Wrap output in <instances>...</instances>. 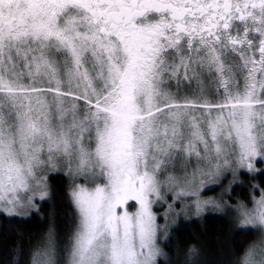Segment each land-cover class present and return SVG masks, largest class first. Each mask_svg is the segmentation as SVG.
Returning <instances> with one entry per match:
<instances>
[{
	"label": "snow or ice",
	"instance_id": "snow-or-ice-1",
	"mask_svg": "<svg viewBox=\"0 0 264 264\" xmlns=\"http://www.w3.org/2000/svg\"><path fill=\"white\" fill-rule=\"evenodd\" d=\"M257 157L264 0H0V214L36 209L58 165L83 181L66 245L51 225L29 264H157L153 203L219 207L206 182ZM236 212L260 237L237 264H264V194Z\"/></svg>",
	"mask_w": 264,
	"mask_h": 264
},
{
	"label": "trees",
	"instance_id": "trees-1",
	"mask_svg": "<svg viewBox=\"0 0 264 264\" xmlns=\"http://www.w3.org/2000/svg\"><path fill=\"white\" fill-rule=\"evenodd\" d=\"M238 182L221 198L222 207L228 204L232 210L218 209L176 224L163 241L169 264H237L243 250L260 239L253 227H239L236 209L264 192V170L243 172ZM225 185L207 194H217ZM49 186L47 199L27 218L0 214V264H29L33 249L53 224L61 248L66 245L75 218L69 182L63 174H52Z\"/></svg>",
	"mask_w": 264,
	"mask_h": 264
},
{
	"label": "rangeland",
	"instance_id": "rangeland-1",
	"mask_svg": "<svg viewBox=\"0 0 264 264\" xmlns=\"http://www.w3.org/2000/svg\"><path fill=\"white\" fill-rule=\"evenodd\" d=\"M253 171L248 172L247 170L244 169H238L236 172L235 177L232 176H228L227 181L225 182L224 180L221 181H217L216 183H211L206 182V186L202 189V191L200 192V197L202 199L205 200H213L216 201L217 204L220 205L219 207H216L214 205H210L208 207L205 208V210L199 214H197L195 212V210L191 207V205L194 202V198H190V197H183L182 201L178 202L174 199L175 197V193H165V199L163 201H159V202H154L153 203V211L155 212L156 216H157V223L161 226V228H165L166 227V231H162L161 234L158 237V244L159 247L162 251V256L157 258V264H169L170 260L167 258L166 252L163 248V241L165 239H167V236L170 235V233L172 232L173 228L177 227V223L183 219H193L196 217H201L203 215H205L208 212H219L218 209H223L224 211L226 210H232L229 209L228 204L225 207L223 206L222 200L221 198L223 196H226L227 193L230 191V185H235L237 183H239L238 181L240 180V175L241 173L245 172V173H249V174H255L257 172L263 171L264 170V162H262L260 157L255 158L253 161ZM52 174H63L67 177V181L69 182V195L70 192L72 190L73 187V182L74 180L78 183H83L82 180L74 177L68 170L67 167H65L64 165H58L56 169L54 170H49L47 173L48 179H47V184H48V192H49V178ZM226 183V185H225ZM225 185L227 187H223L217 194H207V192L210 191H214L216 190V188H218V186L220 185ZM91 186V185H89ZM220 194V196H219ZM264 194L261 193L259 196L254 197L253 199L250 200L249 204L246 203L245 205L248 206L249 208L253 207V202L256 200H259L261 198V195ZM209 195V196H207ZM169 196L173 197V198H168ZM47 199V198H46ZM45 200V199H44ZM44 200H39V198L37 197V201H36V209H33L30 213H25L22 214L21 218H27L32 212H34L35 210H37V205L38 202L40 201H44ZM133 202H129V207H128V211L131 212H135L138 208V205L136 206V208L131 207L130 205ZM168 205H171L172 208L170 209L168 207ZM244 205V204H243ZM157 209H159V211H157ZM175 211L176 213H178V215H176L175 217H173L172 212ZM6 215V214H4ZM8 216V215H7ZM10 217H14V216H10ZM162 217V218H161ZM162 219V221H160ZM240 227V226H239ZM241 228V227H240ZM248 228H252V227H248ZM244 229V228H243ZM42 239V238H41ZM41 239L38 241V243L41 241ZM37 243V244H38ZM36 244V246H37ZM36 248V247H35Z\"/></svg>",
	"mask_w": 264,
	"mask_h": 264
}]
</instances>
